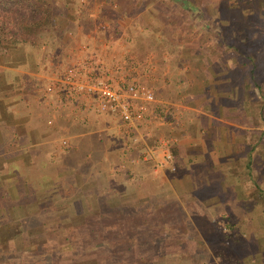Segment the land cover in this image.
Segmentation results:
<instances>
[{
  "label": "crops",
  "instance_id": "crops-1",
  "mask_svg": "<svg viewBox=\"0 0 264 264\" xmlns=\"http://www.w3.org/2000/svg\"><path fill=\"white\" fill-rule=\"evenodd\" d=\"M97 1L109 2L88 0ZM239 1L114 0L118 4L112 12L128 23L139 17L144 25L122 28L121 48H116L113 30L102 43L92 34L85 48L69 45L72 33L81 32L83 18L106 14L99 8L90 11L82 5L70 24L61 27L58 42L66 47L61 64L85 66L89 60L93 71L124 73L126 80L150 87L155 97L151 113L160 118L153 130L157 136L174 137L170 162L155 149L149 157L113 170L111 164L129 161L132 153L122 152L130 138L119 127V117L96 111L76 95L47 94L44 85L55 65L43 50L36 54L29 47L15 53L14 48L10 65L6 58L0 61V248L14 250L10 246L20 245L24 235L30 245L42 242L46 228L77 224L100 208L160 212L161 202L146 199L164 194L177 200V209H171L183 210L187 224L195 226L203 217L227 236L251 241L242 257L250 256L251 249L264 252V211L259 210L264 203V174L259 171L264 102L252 83L264 80L255 70L261 66L258 47L245 36L255 33V26L249 23V30L244 29ZM231 17L241 21L230 26ZM94 113L116 125L87 123ZM49 117L52 124L46 123ZM62 137L68 144L53 155ZM103 138L119 143L115 161L105 148L99 157ZM169 163L175 170L169 171Z\"/></svg>",
  "mask_w": 264,
  "mask_h": 264
},
{
  "label": "rangeland",
  "instance_id": "rangeland-1",
  "mask_svg": "<svg viewBox=\"0 0 264 264\" xmlns=\"http://www.w3.org/2000/svg\"><path fill=\"white\" fill-rule=\"evenodd\" d=\"M75 1H76V7L74 8L75 11L80 10L82 5H87L86 7L89 8V10L91 9L90 11L93 10L95 11L96 8L105 11L106 14L103 15L106 18L104 16H102L101 18L98 17L93 19L92 16H90L91 18L89 17L87 19L83 18L81 20L83 26V28L80 30L81 32L74 31L70 36L71 38L67 39V41L70 40L69 41L70 46L79 45L80 49H82V47L85 48L86 42H88L87 38L88 40L89 39L91 40L92 34L94 36H97L98 38L101 37V39L97 41H99V43H102L103 41L102 39L106 35L107 31L113 30V33H115L113 39L116 44V48L118 46L119 48H121L122 43L124 42L121 35L122 28L126 27L127 30H130V29H138L141 26H144L142 23V19L139 17L134 18L131 22L128 23L127 20L123 21L125 18L122 17V15L112 12V9L113 10L116 9L118 4L115 3L114 0H109V2L106 4H103L102 1H97L96 3L94 2L89 3L88 0H75ZM239 2H240L239 4L240 9L243 13L242 21H244L243 23V25H245L244 29L249 30V23H252L255 26L254 28L255 33L248 32L245 36H247L250 43L252 42L249 45H254L258 47L257 62L258 65L261 66H256L255 70L258 76L260 77V80H264V52H263L264 0L263 1L241 0ZM198 3L201 4L200 2ZM207 4L210 3L207 2ZM222 6H225V4H223ZM221 10L223 11V9ZM233 10L234 9L232 7L230 11L234 14ZM222 16L223 13H221V17ZM230 19L232 20L229 21V19L227 20L224 19L222 20V22L227 23L229 21V25L234 26L235 21H241L239 18L235 19L234 17H231ZM50 27L51 26H47V30L43 31L44 32L43 39H39L36 44L30 43L28 41L21 43L7 44L6 47L3 48L2 53L0 54V61H3L2 59L6 58V60L10 61V63H8L7 65H10L12 62L11 60H14V48H15V53H18V52H23L22 50L26 51L30 47V49L33 50V52L36 54H39L41 50H43L44 53L47 52L49 56L47 58L48 61L52 62V63L50 62L52 66L55 65L52 71H57V69L60 68L59 66L63 65L61 64V62H63L61 56H63L65 54L64 52L66 51V50L63 51L61 49L63 47L64 48L66 47L63 44H59L58 42L60 36L62 35H60L58 39L57 38L52 39L50 33L54 31V29L51 27L53 29L52 30ZM98 50L99 49L97 48V51ZM261 52L263 53L262 56L260 54ZM46 57L47 56L45 54V58ZM100 70L103 71L102 69L94 70V71L97 72ZM116 70L119 71L120 69H116ZM50 74L51 72L49 71L48 75ZM111 75L114 76L113 78L115 79L121 77L125 80V82H130V80H126L127 77L124 76V73L119 72L116 75L114 74ZM261 84L263 85V89H264V82H261ZM153 114L154 113H151L149 117L140 124L131 126L128 132H125L123 130V126H121L122 123L120 124L118 121L119 127L121 128V130H123V134H125L130 138V141L124 142V144L121 145V147L123 146L122 152L125 151L130 152L132 150V153L131 155L129 154L130 155L129 161L126 162L125 160H121V162L116 163V165L111 164L110 167L112 166L113 170L121 171L123 168H126L127 163L134 164V160L135 163H137V161H139L140 158H142V155H144L145 157H149L150 150L156 149L158 145L157 142L158 136L161 137L160 135L162 134L157 136L153 130L152 124L154 123V121L158 120L159 118V117L157 118V116ZM91 116H92V120L87 121V123L94 122V124H96L97 127L98 125L105 126L107 124L116 125V121L114 119H111L110 117H106L103 114L94 113L91 114ZM88 117L89 115L87 116V118ZM102 133L103 131H101V134ZM132 135H136L137 140L132 141ZM103 141L104 143L100 144V146L98 147L99 157L101 158V156L104 155L101 152L104 151L105 148V151L112 157L111 158L112 161H115L116 156L114 155L119 150V147L116 144L119 143L113 138L112 139L103 138ZM62 150H64V146H60L57 144L54 146V151L52 152V154L56 155L60 153ZM134 150H135V154L133 153ZM167 167L169 171L175 170V166L173 169H170L169 165ZM259 171L261 175L264 174V161L260 162ZM155 201L157 203L161 202V206L163 207V209L160 210V212L159 210L156 211L150 207L137 208L134 210L131 209L129 211L124 210L123 207H119L115 209L100 208L97 211L88 213L91 214V213L99 212L100 215H107L110 213L116 215L124 214L125 216L132 215L134 217L141 216L144 222L147 221V224H149V221H152V223L156 222V224H152V225L143 224L142 226L139 225L138 227L135 228L128 227L126 236L122 232L120 239L111 242V244L113 245L115 244L119 245V250L116 248V250L112 249V251L110 252L109 247L105 246L104 242L102 241V239H100V237L97 238L94 237L96 233L94 232V230L90 232L91 229L88 230L85 227L80 226V224L84 221V218L88 215L86 214L84 218L81 220V222L77 224L69 223L59 228L56 227V229H54L55 227L46 228L44 232L45 234L44 241L39 243H35L32 245L28 244V241L25 240V235H24V238L22 239L23 242H21L20 245L18 246H12V247L10 246V248L14 247V250H11V249H7V247L4 245L6 242L3 241L2 244L4 245V248H0V264H20L22 257L27 258L29 255L32 256L33 254L41 252L42 249H40L39 247L45 246V248L51 247V249H53L54 245L65 243L71 237H76L78 240H80L82 242L81 246L86 245V243L84 242L93 240L95 247L99 249L100 256L103 257L100 258V260H98L100 261V264L103 263L110 264L113 258L122 259V260L120 259V261H114L113 264H122V263L132 264L135 261L136 263L140 262L142 264H146V263L148 264V262L144 260V258L145 257L148 258L150 256H154L151 262L152 264H156V261L158 262L160 260L163 262L161 264H264V252L255 253V251L251 249L250 251H247L248 253H250V256L242 257V253L246 250V248L249 249V247L253 244L251 241H245V240L238 241L233 237V234L231 235V237L227 236L225 235V231L223 232L219 228V226L209 225L203 217H201L199 224H196L195 226L187 224L186 222L189 221H187L188 219L186 218V213L183 210L171 209L172 207L173 209L175 207L177 209V203H176L177 200L172 199L171 196L168 195L164 196V194H162L161 196L153 194L150 196V198L148 196L146 199V202L149 203ZM135 206H137V204H135ZM259 206H260L259 210L261 213L262 209L264 211V203L259 204ZM168 207H170V209H168ZM176 217L177 220L174 221ZM177 221H181V222H177ZM22 228L24 229L25 227L22 226ZM27 228L29 229V227H26L25 229ZM32 229L36 230V229H40V227H35V228L32 227ZM145 229L149 231L146 232ZM148 233L152 234L153 236L154 234L160 235V236L156 235L155 237L159 242L156 248L153 244V241H151L152 240L151 237L147 241H140L143 240L145 236L146 238H148L149 237ZM109 236L111 237L112 235ZM132 238H134V240H131ZM201 242L207 244L209 243V246L205 249V251L198 252L199 245ZM242 245L244 246L242 247ZM59 251L60 249H58V246H56L55 249L53 250V253L58 254ZM56 256L57 255H55V257ZM254 256L255 258H252ZM256 256L258 258H256ZM18 257H20L21 260H18L19 259ZM93 262L94 264H97V259L93 260Z\"/></svg>",
  "mask_w": 264,
  "mask_h": 264
},
{
  "label": "trees",
  "instance_id": "trees-1",
  "mask_svg": "<svg viewBox=\"0 0 264 264\" xmlns=\"http://www.w3.org/2000/svg\"><path fill=\"white\" fill-rule=\"evenodd\" d=\"M75 7V0H0V54L7 44L26 41L36 44L39 39H43V31L47 30V26H51L54 29V31L50 33L52 39H58L62 34L61 27L64 24H70V20L74 18L73 14L75 13ZM250 71H252L251 68ZM252 83L262 94L263 97L261 103H263V85L256 80H253ZM259 115L264 118V113H261V110ZM260 132L262 133L263 131ZM143 224L152 225L156 224V222L152 223V221H149V224H147V221L144 222L141 216L134 217L132 215L125 216L124 214L116 215L110 213L107 215H100L98 212L88 214L80 226H83L88 230L91 229L90 232L94 230V232H96L94 237H100L105 246L109 247L111 252L112 249L116 250L117 248L119 250V245H113L111 242L120 239L122 232L126 236L128 227L135 228L139 225L142 226ZM147 229H145L146 232L149 231ZM109 235L112 236L110 237ZM148 235V238L145 236L144 239L140 241H147L151 237V241H153L156 248L159 242L155 237L156 235H160L154 234L153 236L149 233ZM131 240H134V238ZM93 242V240L86 241L84 242L86 245L81 246L82 242L80 240L76 237H71L65 243L54 245L53 249H51V247L45 248V246L39 247L42 249L41 252L33 254L32 256L29 255L27 258L22 257V260L18 257V260H21L20 264H94L93 260L97 259V264H100V261L98 260L103 257L100 256L99 249L95 247ZM56 246L60 249L58 254L53 253ZM208 246L209 243L201 242L198 252L205 251ZM243 246L244 245H242V247ZM55 255L57 256L55 257ZM153 258L154 256L148 258L145 257L144 260H146L148 264H152L151 262ZM120 259L113 258L110 264H113L114 261H120ZM135 263L136 261L132 264ZM161 263H163L161 260L158 262L156 261V264ZM136 264L142 263L139 262Z\"/></svg>",
  "mask_w": 264,
  "mask_h": 264
},
{
  "label": "built area",
  "instance_id": "built-area-1",
  "mask_svg": "<svg viewBox=\"0 0 264 264\" xmlns=\"http://www.w3.org/2000/svg\"><path fill=\"white\" fill-rule=\"evenodd\" d=\"M44 91L47 94H61L64 98L79 96L96 111L119 117L125 132L149 117L150 103L155 99L153 91L147 85L133 81L125 82L121 77L115 79L105 70L93 71L89 60H86L85 66L67 63L57 71H51L46 79ZM46 123L52 124L53 119L47 118ZM132 140H137V136L132 135ZM170 140H174V137H158L156 147L162 150L161 156L167 162L172 158ZM57 144L66 146L68 140L62 137ZM142 158L145 156L142 155ZM169 168H174L172 163H169Z\"/></svg>",
  "mask_w": 264,
  "mask_h": 264
}]
</instances>
